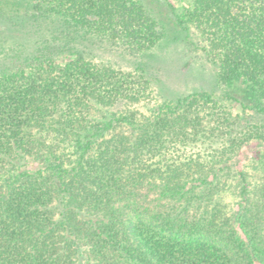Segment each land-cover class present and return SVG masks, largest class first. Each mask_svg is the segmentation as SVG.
<instances>
[{
  "label": "trees",
  "instance_id": "16d2710c",
  "mask_svg": "<svg viewBox=\"0 0 264 264\" xmlns=\"http://www.w3.org/2000/svg\"><path fill=\"white\" fill-rule=\"evenodd\" d=\"M16 6L0 0V264H264V186L237 171L264 146V0ZM168 25L196 31L221 94L147 117L145 69L87 49L142 54ZM227 171L244 182L231 209Z\"/></svg>",
  "mask_w": 264,
  "mask_h": 264
},
{
  "label": "rangeland",
  "instance_id": "374dc122",
  "mask_svg": "<svg viewBox=\"0 0 264 264\" xmlns=\"http://www.w3.org/2000/svg\"><path fill=\"white\" fill-rule=\"evenodd\" d=\"M26 1L29 0H10L11 7L16 8V4L21 5ZM170 1L177 6L186 3V0ZM87 53H90L97 61L109 63L124 70H137L139 67L145 69L146 77L151 84V96L147 101L136 103L135 108L147 117L153 116L155 109L164 100H173L178 96L204 91L216 96L221 94L217 82V69L208 60L202 49V43L199 42L198 34L193 29L182 31L168 25L160 42L151 50L138 55L129 54L120 48L101 45L89 47ZM224 104L234 114L241 111L239 104L231 101H225ZM251 140L249 144L241 148L240 156L238 155L241 164L238 165L237 171L246 174V187L255 192L256 187L264 186V146L258 145L254 138ZM200 150L203 151V147L189 146L187 149L188 153ZM258 150H262L261 159L254 162L253 159ZM236 176L238 175L227 171L221 180L222 183L235 187L227 193L225 199L230 209L232 204H236L240 199L237 187H243L244 184Z\"/></svg>",
  "mask_w": 264,
  "mask_h": 264
}]
</instances>
